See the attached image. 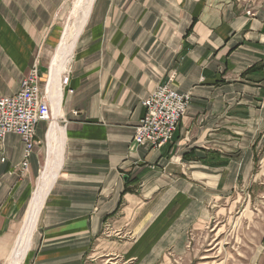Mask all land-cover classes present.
I'll return each instance as SVG.
<instances>
[{"label":"crops","instance_id":"1","mask_svg":"<svg viewBox=\"0 0 264 264\" xmlns=\"http://www.w3.org/2000/svg\"><path fill=\"white\" fill-rule=\"evenodd\" d=\"M4 4L0 96L18 91L37 45ZM86 21L63 71L71 61L58 166L25 264L206 263L189 246L214 241L238 183L256 180L245 170L264 142V0H91ZM165 84L189 107L169 142L136 146L142 101ZM43 123L26 169L18 135L0 145V264L41 175Z\"/></svg>","mask_w":264,"mask_h":264},{"label":"rangeland","instance_id":"2","mask_svg":"<svg viewBox=\"0 0 264 264\" xmlns=\"http://www.w3.org/2000/svg\"><path fill=\"white\" fill-rule=\"evenodd\" d=\"M76 2L77 0H5V4L2 6L4 13H9L10 11L35 36L37 45L30 68L34 65L38 67L43 89L47 84L50 63L56 55V48L65 29L68 28L72 32L78 30L77 38L79 39L87 24L86 21L84 25V21L90 8L91 0H84L79 6L78 12L74 15ZM75 49L76 46L74 52ZM70 63L67 71L61 75L62 82L65 77L68 78ZM65 86H62L63 93ZM69 92L72 91L69 90ZM48 125L49 122L41 125L44 132L43 137ZM59 125L61 126V123ZM261 136L264 137V134ZM37 147L40 151L39 166L41 167L46 155L45 137ZM256 153L259 159L257 164L252 165V168L247 166L245 170V173L249 175L253 171L256 174V180L255 182L244 181L243 183H238L237 188L244 190V193L236 198L228 199L230 201L229 205L232 207L227 224L218 225L216 222L212 224L214 241H208L207 247L198 244L194 246L192 244L188 248L191 250L192 255H199L200 252L207 253L209 261L201 263L192 259L187 264H258L259 262L264 264V142H259ZM42 209L38 214L35 230L31 238L32 243H34L37 235ZM21 221L22 219L20 218L17 223L16 235L21 226ZM205 248L208 249L206 252L203 251ZM30 249L21 264L26 263ZM175 264H184V262L178 261Z\"/></svg>","mask_w":264,"mask_h":264},{"label":"built area","instance_id":"3","mask_svg":"<svg viewBox=\"0 0 264 264\" xmlns=\"http://www.w3.org/2000/svg\"><path fill=\"white\" fill-rule=\"evenodd\" d=\"M67 81L68 78L65 77L63 85ZM190 100L189 93H180L168 84L157 85L142 101L145 113L134 127V144L157 148L169 142L185 115ZM51 103L46 85L44 89L41 86L36 65L23 75L18 91L0 96V145L6 135H18L24 144L21 165L24 169L28 166L36 145L35 132L38 123L51 121Z\"/></svg>","mask_w":264,"mask_h":264},{"label":"bare ground","instance_id":"4","mask_svg":"<svg viewBox=\"0 0 264 264\" xmlns=\"http://www.w3.org/2000/svg\"><path fill=\"white\" fill-rule=\"evenodd\" d=\"M83 1L84 0H77L74 15L78 12L79 6ZM77 35L78 30L72 32L68 28L65 29L61 41L56 48V55L52 58L50 63L46 89L52 102V118L46 132V155L44 158V165L40 175L41 178H39L37 187L27 207L16 243L7 264H21L23 261L31 243L38 214L42 207L43 198L47 194L56 176L59 144L57 114L60 104V92L62 91L61 75L66 69V61L68 60L70 53H72Z\"/></svg>","mask_w":264,"mask_h":264}]
</instances>
